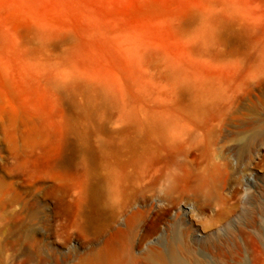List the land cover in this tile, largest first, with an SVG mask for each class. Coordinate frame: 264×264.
Returning <instances> with one entry per match:
<instances>
[{"label": "rangeland", "instance_id": "374dc122", "mask_svg": "<svg viewBox=\"0 0 264 264\" xmlns=\"http://www.w3.org/2000/svg\"><path fill=\"white\" fill-rule=\"evenodd\" d=\"M121 240L264 264V0H0V264Z\"/></svg>", "mask_w": 264, "mask_h": 264}, {"label": "bare ground", "instance_id": "6f19581e", "mask_svg": "<svg viewBox=\"0 0 264 264\" xmlns=\"http://www.w3.org/2000/svg\"><path fill=\"white\" fill-rule=\"evenodd\" d=\"M188 88L190 94L192 95V98L194 99L192 104V108L194 109V111L205 112L208 107L205 98L204 99L199 98V90L197 91L192 85H188ZM155 126L157 128L163 126V123L160 118L155 119ZM173 146H175L174 148L177 149L175 151L176 154L179 153L181 155H185V151L182 149L181 145H173ZM202 149H204V147L200 148V150ZM169 170L170 169H168V172ZM157 172L159 173L158 170ZM196 182H197L196 190L198 192L201 193L207 192L216 196L220 194L221 191L220 184L216 175L215 167L213 168L211 167L208 171L198 173V175H196ZM155 184L157 185L166 184L165 192L167 196H169V194L176 193L178 191L179 176L176 174H172L170 172L166 173L165 175H158L155 178ZM135 228H136L135 224L128 223L127 229L121 230V237L129 233H132L135 230ZM176 246H177L176 243H174L167 250H161V248H155L152 246L149 247L143 253L142 256H138L136 255L133 247L130 246V244L128 243H124L122 240H121V253L114 250V248L111 247L109 243L105 242L99 248L95 249L91 254L83 258L82 264H202L197 259H194L192 263L187 262L179 255Z\"/></svg>", "mask_w": 264, "mask_h": 264}]
</instances>
